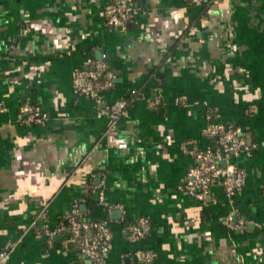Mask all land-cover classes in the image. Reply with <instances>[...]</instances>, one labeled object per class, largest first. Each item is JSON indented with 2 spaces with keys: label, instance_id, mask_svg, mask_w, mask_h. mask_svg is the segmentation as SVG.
<instances>
[{
  "label": "crops",
  "instance_id": "0c3cea01",
  "mask_svg": "<svg viewBox=\"0 0 264 264\" xmlns=\"http://www.w3.org/2000/svg\"><path fill=\"white\" fill-rule=\"evenodd\" d=\"M114 1L0 0V248L18 243L10 264H88L68 229L78 204L111 230L105 264H264V0H135L124 28L107 23ZM101 59L116 80L97 101L74 74ZM120 99L125 149L100 115ZM27 104L44 124L25 122ZM214 123L251 149L230 157L246 175L234 200L181 187ZM142 217L151 233L133 242Z\"/></svg>",
  "mask_w": 264,
  "mask_h": 264
},
{
  "label": "built area",
  "instance_id": "2783aa9c",
  "mask_svg": "<svg viewBox=\"0 0 264 264\" xmlns=\"http://www.w3.org/2000/svg\"><path fill=\"white\" fill-rule=\"evenodd\" d=\"M192 4L203 5L210 0H187ZM135 0H115L107 7V23L111 27L124 28L135 14ZM116 74L108 67L106 60L101 59L92 66L78 69L74 74V86L80 95L89 96L97 101L102 100L106 91L115 85ZM128 100L120 99L100 115H108V126L104 139L108 147L125 149L128 139L117 131V125L127 110ZM28 124H44L47 114L36 104H27L21 108ZM205 134L216 138L217 144L205 150L197 151L198 164L192 167L182 184V189L198 200H205L215 184H222L227 196L234 198L242 191L246 175L243 169L230 161V157L239 152H250L244 134L239 129L223 123L210 124ZM225 163L223 164V162ZM231 230H243L246 220L230 212L225 218ZM151 223L146 217L128 225L129 239L133 242L147 238L151 233ZM68 229L71 240L77 243L79 252L87 258L88 264H105V256L112 238L111 230L105 223H91L81 219L79 205L75 204L68 216ZM17 242L8 241L0 248V264H10L11 255ZM152 255H148L150 261Z\"/></svg>",
  "mask_w": 264,
  "mask_h": 264
},
{
  "label": "trees",
  "instance_id": "16d2710c",
  "mask_svg": "<svg viewBox=\"0 0 264 264\" xmlns=\"http://www.w3.org/2000/svg\"><path fill=\"white\" fill-rule=\"evenodd\" d=\"M92 66V65H91ZM108 67L110 68L109 64H108ZM111 69V68H110ZM112 70V69H111ZM129 101V100H128ZM226 126H231L232 128L236 129V125H232V124H225ZM238 129V128H237ZM217 139L216 138H213V144H217Z\"/></svg>",
  "mask_w": 264,
  "mask_h": 264
},
{
  "label": "water",
  "instance_id": "95a60500",
  "mask_svg": "<svg viewBox=\"0 0 264 264\" xmlns=\"http://www.w3.org/2000/svg\"><path fill=\"white\" fill-rule=\"evenodd\" d=\"M225 163V161L223 162V164Z\"/></svg>",
  "mask_w": 264,
  "mask_h": 264
}]
</instances>
